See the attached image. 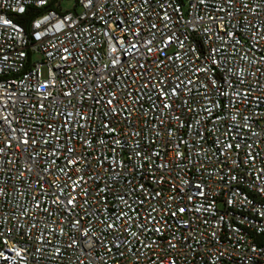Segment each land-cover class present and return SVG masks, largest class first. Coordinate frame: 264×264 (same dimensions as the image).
Instances as JSON below:
<instances>
[{
    "label": "built area",
    "instance_id": "built-area-1",
    "mask_svg": "<svg viewBox=\"0 0 264 264\" xmlns=\"http://www.w3.org/2000/svg\"><path fill=\"white\" fill-rule=\"evenodd\" d=\"M62 1L0 0V264H264V0Z\"/></svg>",
    "mask_w": 264,
    "mask_h": 264
},
{
    "label": "rangeland",
    "instance_id": "rangeland-1",
    "mask_svg": "<svg viewBox=\"0 0 264 264\" xmlns=\"http://www.w3.org/2000/svg\"><path fill=\"white\" fill-rule=\"evenodd\" d=\"M60 6H61L62 10L65 11V10H71V9H73L74 4H73V2H71V1L63 0V1L61 2ZM33 60H34V61H39V60H41V56H39L38 54H35V55L33 56ZM45 73H46V70L43 69V75H44V76H45Z\"/></svg>",
    "mask_w": 264,
    "mask_h": 264
},
{
    "label": "trees",
    "instance_id": "trees-1",
    "mask_svg": "<svg viewBox=\"0 0 264 264\" xmlns=\"http://www.w3.org/2000/svg\"><path fill=\"white\" fill-rule=\"evenodd\" d=\"M21 23L25 24V22H22V21H21Z\"/></svg>",
    "mask_w": 264,
    "mask_h": 264
}]
</instances>
